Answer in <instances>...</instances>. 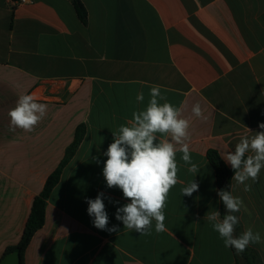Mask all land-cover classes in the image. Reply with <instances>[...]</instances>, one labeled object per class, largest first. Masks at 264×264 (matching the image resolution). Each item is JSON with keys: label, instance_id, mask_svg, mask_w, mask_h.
I'll return each instance as SVG.
<instances>
[{"label": "crops", "instance_id": "obj_1", "mask_svg": "<svg viewBox=\"0 0 264 264\" xmlns=\"http://www.w3.org/2000/svg\"><path fill=\"white\" fill-rule=\"evenodd\" d=\"M81 1L86 24L73 0H0V261L19 244L34 199L84 124L85 138L47 199L23 264H247L204 219L211 209L222 212L207 156L234 151L254 134L244 125L256 132L264 123V0ZM154 85L168 102L184 103L190 154L201 170L199 190L182 196L193 176L177 153L184 184L169 193L167 231L156 233L153 220L151 234L141 235L115 218L129 201L106 186L103 152L112 132L146 108ZM23 94L48 106L31 132L10 130L8 112ZM196 102L206 119L192 114ZM246 183L247 192L232 180L243 200L235 235L252 228L264 237V169L258 182ZM101 192L108 227L117 232L95 228L87 213L86 200ZM247 249L252 263L264 264V244Z\"/></svg>", "mask_w": 264, "mask_h": 264}, {"label": "clouds", "instance_id": "obj_2", "mask_svg": "<svg viewBox=\"0 0 264 264\" xmlns=\"http://www.w3.org/2000/svg\"><path fill=\"white\" fill-rule=\"evenodd\" d=\"M145 99L143 91L136 95V101ZM163 101V103H161ZM184 103L175 106L168 102L159 85L151 86L150 98L143 110L132 113L127 126L121 125L112 132L113 142L108 145L103 156L102 174L109 189L118 188L129 202L117 207L115 218L124 228L141 235H150L152 222L155 220L156 233L167 231L165 226V208L171 189L184 181L178 179L179 165L177 153H182L181 160L193 179L181 188V195L191 197L199 190V183L194 177L200 173L201 166L194 163L190 154L189 119L183 116ZM48 106L37 102L31 94L19 96L14 108L10 109V130L19 128L31 132L46 116ZM196 118L206 119L199 102L191 108ZM253 135L242 136L234 151H226L221 158L231 166L234 172L232 180L244 185V191H250L251 180L256 183L264 169V123H259L261 131ZM93 159L98 160V157ZM225 214L216 209L209 210L204 219L213 231L218 233L225 248H233L243 253L250 244H264V237L252 228L246 229L239 236L235 235V226L239 223L238 213L243 207V200L234 196L230 190H217ZM105 194L98 193L95 199H87V213L93 217V226L99 230L117 232L118 226L109 225V217L104 203ZM115 203H118L115 202Z\"/></svg>", "mask_w": 264, "mask_h": 264}, {"label": "trees", "instance_id": "obj_3", "mask_svg": "<svg viewBox=\"0 0 264 264\" xmlns=\"http://www.w3.org/2000/svg\"><path fill=\"white\" fill-rule=\"evenodd\" d=\"M73 6L75 8L76 14L79 18V20L83 23H87L88 14L87 10L82 3L81 0H73ZM86 134V126L84 124L80 125L75 133V138L73 143L67 148L65 158L59 165V167L53 172L49 178L46 181L45 187L41 194H39L33 201L31 213L29 215V218L27 220L23 236L19 242L18 245L15 247H12L8 250L7 254L14 251H19L22 258V264L25 252L31 243V240L35 233L41 229L45 223V216H46V205H47V199L49 195L51 194L52 190L58 185L61 176L63 174V171L65 167L69 164V162L73 159L75 156L77 150L79 149L81 143L83 142ZM208 160L210 164L212 165L215 174H216V181L219 189L223 190H230L231 191V185H232V177L234 175V172L231 168H228L224 162L221 160L219 154L214 151L210 150L208 152ZM221 213L222 217L225 214V209L223 204L221 203ZM236 232L238 229L236 228ZM242 257L246 261L247 264H254L251 261V253L246 248V250L241 253Z\"/></svg>", "mask_w": 264, "mask_h": 264}, {"label": "water", "instance_id": "obj_4", "mask_svg": "<svg viewBox=\"0 0 264 264\" xmlns=\"http://www.w3.org/2000/svg\"><path fill=\"white\" fill-rule=\"evenodd\" d=\"M0 264H22V258L19 251L6 254L0 261Z\"/></svg>", "mask_w": 264, "mask_h": 264}, {"label": "built area", "instance_id": "obj_5", "mask_svg": "<svg viewBox=\"0 0 264 264\" xmlns=\"http://www.w3.org/2000/svg\"><path fill=\"white\" fill-rule=\"evenodd\" d=\"M21 3H26L28 0H20Z\"/></svg>", "mask_w": 264, "mask_h": 264}]
</instances>
